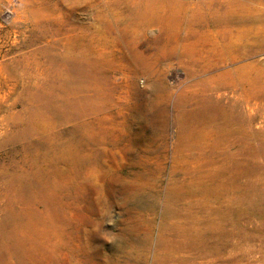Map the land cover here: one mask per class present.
<instances>
[{"label": "rangeland", "instance_id": "1", "mask_svg": "<svg viewBox=\"0 0 264 264\" xmlns=\"http://www.w3.org/2000/svg\"><path fill=\"white\" fill-rule=\"evenodd\" d=\"M178 1L203 14L222 13L229 3L236 2V19L226 26L227 32H215L210 27L208 37L223 33L229 42L225 51H231V43H247L253 50L235 60L228 58L216 72L242 68V80L253 81L256 99L264 103V0ZM125 5L124 0H0V222H11L0 230V264H193L195 260L205 264L211 254L212 264H264V184L252 192L250 202L243 200L246 211L220 220L218 228L196 227L193 235L209 232L207 229L212 227L213 238H206L210 247L206 239V248L197 252L182 246L185 238L178 231L186 218L184 205H172L179 214L172 217L166 211V195L170 181L179 180L183 173L181 157L174 156L178 148L175 103L191 80L180 67L181 76L174 73L176 58L153 57L160 48L157 38L171 29L158 22L149 23L160 20L161 15L142 17ZM127 20L130 27L146 28L132 34L126 43L131 55L137 50L146 57L140 73L144 75L137 83L142 86L148 74L162 75L171 88L166 123L163 128V118L158 116L155 128L143 136L146 141L139 142V134L131 136L135 142L131 149L138 155L144 150L143 159L137 155L131 159L118 156L117 160L110 159L106 178L93 184L80 183L82 180L75 183L71 167L57 161L59 149L72 147L74 113L57 109L56 103L47 106L40 97L44 81H53L54 76L62 81L66 78V68L50 60L55 54L52 47L56 46L62 56L67 40L78 33L73 29L96 25L103 32L110 24L128 27ZM187 31H180L182 40ZM208 46L217 56V46ZM74 92H63L72 106ZM263 105L254 122L259 132L264 131ZM260 138L252 141L255 149L262 143ZM116 140L112 137L110 144H116ZM29 151H36L34 160ZM259 151L257 162L264 167ZM43 159L49 161L41 162ZM28 171L34 193L22 195L15 185L13 194H8L12 175L18 177ZM57 219L61 221L60 232L51 224Z\"/></svg>", "mask_w": 264, "mask_h": 264}, {"label": "bare ground", "instance_id": "2", "mask_svg": "<svg viewBox=\"0 0 264 264\" xmlns=\"http://www.w3.org/2000/svg\"><path fill=\"white\" fill-rule=\"evenodd\" d=\"M124 1L129 9H135L142 17L152 13L161 15L160 20L149 23L158 22L161 27L171 29L157 36L160 50L150 57L176 58L174 73L180 77V67L185 77L191 80L179 93L181 95L175 103L178 148L174 156L181 157V169H178L183 173L179 180L170 181L166 211L172 217H177L178 208L173 209L172 205H184L186 218L178 234L185 238L182 245L185 249L189 247L187 250L197 252L201 247L206 248L203 240L213 238V231L210 227L207 229L209 232L205 230L197 235L192 232L201 225H216L218 228L220 220L235 212L246 211L245 205L250 202L248 198L252 192L258 185L264 184V167L257 162L259 150L264 160V131L254 129L261 109L259 106L264 103L257 101L253 81L247 83L242 80L245 76L242 68L216 72L228 58L235 60L243 52L251 53L253 46L231 43V51H225L229 42H226L223 33L214 38L208 37L210 27L215 32H227L226 26L236 19V2L232 0L219 14H203L178 0ZM126 25L128 27L125 28L105 25L103 32L96 25L73 29L78 33L67 40L63 57L58 55L56 46L52 47L55 54H51L50 60L66 68V78L63 77L62 81L54 76L55 80L44 81L39 88L40 97L47 106L56 103L57 109L74 113L72 147L59 149L57 161L71 167L72 181L75 183L82 180L80 183L93 184L105 177V171L111 167L110 159L117 160L118 156L131 159L137 155L138 159H143L144 150L142 155H138L136 150L131 149L135 143L131 136L139 134V142L146 141L143 136L147 130L155 128L153 125L158 116L163 118V128L166 123L171 88L166 85L167 81L162 75L148 74L142 86L137 83L144 75L140 73L146 57L137 50L133 51L134 56L131 55L126 43L132 34L142 33L146 28L130 27V21ZM184 28L189 31L182 40L180 31ZM211 44L217 46V56L211 52L212 48L208 46ZM115 60L118 64H115ZM67 90L75 91L73 106L63 95ZM115 136L116 144L111 145L110 139ZM258 136L262 143L255 149L252 141ZM122 143L128 145L123 147ZM35 153L28 152L32 160ZM16 176L12 175L11 181L8 180V194H13L15 185H18L20 194L27 191L33 194L34 183L29 179V171ZM101 185L104 188V179ZM244 199L246 203L243 206ZM60 222L57 219L56 223H51L58 232L61 231ZM10 224L9 220L0 222V230ZM14 225L17 226L15 222ZM1 233L0 240L3 238ZM207 239L208 246L210 240ZM208 257L205 264H212V254ZM198 262L195 260L193 264H201Z\"/></svg>", "mask_w": 264, "mask_h": 264}, {"label": "built area", "instance_id": "3", "mask_svg": "<svg viewBox=\"0 0 264 264\" xmlns=\"http://www.w3.org/2000/svg\"><path fill=\"white\" fill-rule=\"evenodd\" d=\"M193 1H196V2H205L207 0H193Z\"/></svg>", "mask_w": 264, "mask_h": 264}]
</instances>
